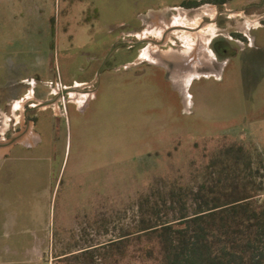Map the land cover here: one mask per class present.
<instances>
[{
	"label": "rangeland",
	"instance_id": "374dc122",
	"mask_svg": "<svg viewBox=\"0 0 264 264\" xmlns=\"http://www.w3.org/2000/svg\"><path fill=\"white\" fill-rule=\"evenodd\" d=\"M214 1L0 0V141L40 137L0 157V192L25 199L2 211L19 220L8 264H78L89 249L102 264L149 189H229L235 173L264 190V0ZM239 142L250 170L210 166Z\"/></svg>",
	"mask_w": 264,
	"mask_h": 264
},
{
	"label": "trees",
	"instance_id": "16d2710c",
	"mask_svg": "<svg viewBox=\"0 0 264 264\" xmlns=\"http://www.w3.org/2000/svg\"><path fill=\"white\" fill-rule=\"evenodd\" d=\"M196 5L195 1L183 3V6ZM251 155V148L242 142L225 145L219 148L210 166L226 171L244 161L245 170H250ZM234 178L229 189L225 186L222 189H183L176 183L168 185L167 189H149V193L140 198V220L131 233L102 247L111 252H105L107 255L99 262L264 264V200L258 199L264 190L252 181L244 183L240 189L242 185ZM222 182L221 178L217 180V184ZM92 250H84L81 256L73 255V258H82L78 264H96Z\"/></svg>",
	"mask_w": 264,
	"mask_h": 264
},
{
	"label": "crops",
	"instance_id": "0c3cea01",
	"mask_svg": "<svg viewBox=\"0 0 264 264\" xmlns=\"http://www.w3.org/2000/svg\"><path fill=\"white\" fill-rule=\"evenodd\" d=\"M96 76L94 77H91L89 80H85V81H81V82H76V81H73L75 83H86V82H94ZM19 82L22 84L23 82H25L28 78L23 76V77H20L19 78ZM183 91H184V86H181ZM34 92V91H33ZM31 95H32V92H31ZM30 95V96H31ZM34 130L31 131V133H28L30 139H31V142L32 143H37V141H39V135H35L37 136L36 139H34V134L33 133ZM31 143V145H33ZM31 145H28V146H31ZM10 170H8L7 172L5 170H3V179L4 177L8 179V177H10ZM11 178V177H10ZM44 191H46L47 189H42ZM9 198H6L5 196L2 195V193L0 192V212L2 213L3 211V208H16V209H20V203L21 205L24 203L25 199L24 198H21V196L19 194H16V197L13 199V195L12 194H9ZM23 201V202H22ZM12 204V205H9ZM23 208V206H21ZM4 220H3V219ZM9 220H7V217H4L3 216V213L1 215V219H0V264H8V254L9 252H11V248L9 250L8 246L7 247H3L2 243L6 241V235H7V232L8 230L12 229L13 227H16L18 226V219L17 217L14 219V220H11L12 223H9L8 222ZM14 257V256H13Z\"/></svg>",
	"mask_w": 264,
	"mask_h": 264
},
{
	"label": "water",
	"instance_id": "95a60500",
	"mask_svg": "<svg viewBox=\"0 0 264 264\" xmlns=\"http://www.w3.org/2000/svg\"><path fill=\"white\" fill-rule=\"evenodd\" d=\"M164 36H165V34H163V37L161 38L160 41H152V40L147 41V40H144V41H139L137 44H143V43L150 42V43H152L154 45L163 46L164 45V42H163ZM99 74H100V72H98L96 74V78H95L94 82L99 78ZM88 86H89V84H83V86L81 88L70 87V88L65 89L64 92L70 93V92L81 91V89H84L85 87H88ZM50 103L51 102H43V103H41L39 105V107L48 106V105H50ZM28 130H29V126L25 127L24 131H22L21 133L13 136L9 141H4V142L0 141V152L4 151L5 154H6V152L9 151L10 148H12L14 145H17L19 143V141L23 137V134L27 133Z\"/></svg>",
	"mask_w": 264,
	"mask_h": 264
},
{
	"label": "flooded vegetation",
	"instance_id": "af4514ba",
	"mask_svg": "<svg viewBox=\"0 0 264 264\" xmlns=\"http://www.w3.org/2000/svg\"><path fill=\"white\" fill-rule=\"evenodd\" d=\"M251 55H252V54H251ZM251 55H250V56H251ZM250 56H249V57H250ZM228 58L230 59V58H231V55H230ZM29 96H30V95H29ZM31 96L34 97V92H32V95H31ZM31 96H30V97H31ZM39 139H40V138H39ZM31 143H32V142H28L27 140H24V142L22 143V144H23L22 146L25 147L26 149H32V148H34L36 145H38V142H37V143L33 144L32 147H29L28 145H31ZM33 146H34V147H33ZM10 151H11V150H10ZM10 151H9V152H10ZM7 155H8V154H5L3 157H5V156H7Z\"/></svg>",
	"mask_w": 264,
	"mask_h": 264
},
{
	"label": "bare ground",
	"instance_id": "6f19581e",
	"mask_svg": "<svg viewBox=\"0 0 264 264\" xmlns=\"http://www.w3.org/2000/svg\"><path fill=\"white\" fill-rule=\"evenodd\" d=\"M178 27V26H177ZM170 30V29H169ZM165 33H166V31H165ZM165 36H164V39H163V42L165 41ZM161 59H162V61H164V62H166V59L165 58H163V57H161L160 55H158ZM74 88H81V87H79V86H76V87H74ZM27 136H29L28 134H27ZM24 142V140H21V143H23ZM3 153H4V151H1L0 152V157H2V155H3Z\"/></svg>",
	"mask_w": 264,
	"mask_h": 264
},
{
	"label": "built area",
	"instance_id": "2783aa9c",
	"mask_svg": "<svg viewBox=\"0 0 264 264\" xmlns=\"http://www.w3.org/2000/svg\"><path fill=\"white\" fill-rule=\"evenodd\" d=\"M64 89H66V88H64ZM64 89H63V91H64ZM63 91H62V92H63Z\"/></svg>",
	"mask_w": 264,
	"mask_h": 264
}]
</instances>
